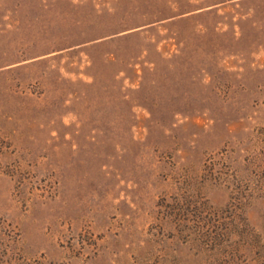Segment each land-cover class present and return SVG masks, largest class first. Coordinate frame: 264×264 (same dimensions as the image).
<instances>
[{
	"label": "rangeland",
	"instance_id": "obj_1",
	"mask_svg": "<svg viewBox=\"0 0 264 264\" xmlns=\"http://www.w3.org/2000/svg\"><path fill=\"white\" fill-rule=\"evenodd\" d=\"M0 264H264V0H0Z\"/></svg>",
	"mask_w": 264,
	"mask_h": 264
}]
</instances>
